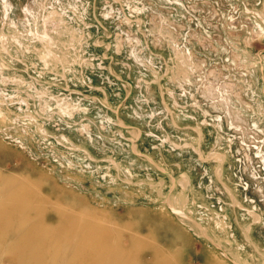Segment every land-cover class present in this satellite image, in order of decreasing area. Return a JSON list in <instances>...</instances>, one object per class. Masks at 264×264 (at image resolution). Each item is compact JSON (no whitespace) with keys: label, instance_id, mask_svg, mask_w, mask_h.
<instances>
[{"label":"rangeland","instance_id":"374dc122","mask_svg":"<svg viewBox=\"0 0 264 264\" xmlns=\"http://www.w3.org/2000/svg\"><path fill=\"white\" fill-rule=\"evenodd\" d=\"M16 191L108 264H264V0H0V203ZM1 211L0 264H32Z\"/></svg>","mask_w":264,"mask_h":264},{"label":"bare ground","instance_id":"6f19581e","mask_svg":"<svg viewBox=\"0 0 264 264\" xmlns=\"http://www.w3.org/2000/svg\"><path fill=\"white\" fill-rule=\"evenodd\" d=\"M16 193H14L15 197L10 194L0 203V210L7 211L11 217L19 218L23 222L22 225L27 222L31 223L26 225L23 230L25 241L22 250H19V252L22 251L29 256L33 255L34 259L29 260L32 264H108V257L101 252L104 247L102 241L81 232L77 224L78 220H73L70 215L62 213L59 205L45 204L47 202L40 191L31 196L19 191H16ZM29 199H33L32 201H35V203H29ZM51 213H53L54 223H43L47 215ZM31 219L35 220L31 221ZM0 239H2L1 236Z\"/></svg>","mask_w":264,"mask_h":264}]
</instances>
